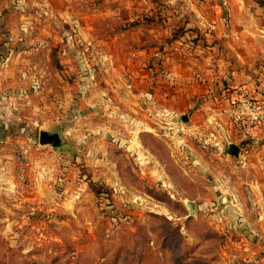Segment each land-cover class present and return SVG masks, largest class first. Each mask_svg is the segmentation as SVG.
I'll return each mask as SVG.
<instances>
[{
  "label": "rangeland",
  "instance_id": "rangeland-1",
  "mask_svg": "<svg viewBox=\"0 0 264 264\" xmlns=\"http://www.w3.org/2000/svg\"><path fill=\"white\" fill-rule=\"evenodd\" d=\"M110 7L118 11L106 16ZM164 7L0 0V264H264V249L239 247L241 235L199 210L215 194L200 162L229 164L205 141L216 126L189 133L179 115L175 142L164 124L145 118L134 151L122 139L135 133L105 103L118 95L105 81L114 62L125 66L134 39L152 45L165 29ZM108 38H118L122 55L102 58L115 54ZM41 131L59 132L65 145L41 146Z\"/></svg>",
  "mask_w": 264,
  "mask_h": 264
},
{
  "label": "crops",
  "instance_id": "crops-1",
  "mask_svg": "<svg viewBox=\"0 0 264 264\" xmlns=\"http://www.w3.org/2000/svg\"><path fill=\"white\" fill-rule=\"evenodd\" d=\"M163 2L165 29L154 36L151 46L140 45L147 41L146 36L134 39L139 45L136 50L131 45V51L125 53V66L114 62V76L110 74L105 81L118 95L107 97L105 103L135 133V138L122 139L123 143L130 141L127 149L134 151L139 148L138 133L149 124L145 118L164 124L170 130L169 136L165 134L175 142L181 140L172 125L176 126L181 113L188 114L185 125L189 133L206 134L210 125L216 126L217 134L210 133L205 141L219 146L215 152L229 164L211 169L200 162V171L213 174L210 180L215 194L200 202L199 210L213 211L224 228L241 235L239 247L245 242L248 249H264V127L254 131V138H247L233 122L227 95L229 90L243 87L264 102V0ZM113 9L106 10V16L116 14L118 10ZM149 12L152 17L154 11ZM88 34L87 40L96 39ZM164 35L171 39L164 41ZM117 39L104 42L113 45L115 54H103V59L122 55V47L119 51L115 46ZM150 112L154 114L149 116ZM227 122L230 131L224 128ZM230 145L240 148L238 158L226 153Z\"/></svg>",
  "mask_w": 264,
  "mask_h": 264
},
{
  "label": "built area",
  "instance_id": "built-area-1",
  "mask_svg": "<svg viewBox=\"0 0 264 264\" xmlns=\"http://www.w3.org/2000/svg\"><path fill=\"white\" fill-rule=\"evenodd\" d=\"M227 95L233 122L247 138H254V131L264 127V102L243 87L229 90Z\"/></svg>",
  "mask_w": 264,
  "mask_h": 264
},
{
  "label": "water",
  "instance_id": "water-1",
  "mask_svg": "<svg viewBox=\"0 0 264 264\" xmlns=\"http://www.w3.org/2000/svg\"><path fill=\"white\" fill-rule=\"evenodd\" d=\"M188 116H180L178 117V122L183 124L188 122ZM39 144L41 146H51L54 149H61L65 145V141L62 139V136L57 131H41L39 137ZM240 152V148L237 145H230L227 148L226 153L231 157L238 158ZM186 205L189 208L190 215H195L196 206L193 202H187Z\"/></svg>",
  "mask_w": 264,
  "mask_h": 264
}]
</instances>
